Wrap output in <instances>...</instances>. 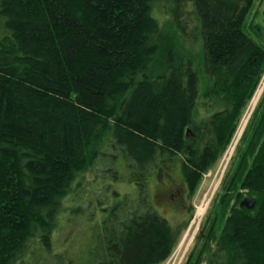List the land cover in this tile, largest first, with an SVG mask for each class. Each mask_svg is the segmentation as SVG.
<instances>
[{
    "label": "trees",
    "instance_id": "1",
    "mask_svg": "<svg viewBox=\"0 0 264 264\" xmlns=\"http://www.w3.org/2000/svg\"><path fill=\"white\" fill-rule=\"evenodd\" d=\"M164 1L0 0V264L27 253L78 264L80 250L52 247L64 200L86 193L77 179L100 162L122 180L121 159L138 198L103 207L100 221L87 214L92 199L71 210L96 238L87 264H163L178 246L181 229L149 201L148 179L179 163L192 193L219 162L264 73V45L243 27L254 0H193L211 96L225 105L196 121L198 68L155 17ZM225 174L222 189L236 203L209 264H264V96ZM238 188L257 199L253 210L240 207ZM215 225L203 228L207 242ZM192 254L188 263L201 264L204 249L194 262Z\"/></svg>",
    "mask_w": 264,
    "mask_h": 264
},
{
    "label": "rangeland",
    "instance_id": "2",
    "mask_svg": "<svg viewBox=\"0 0 264 264\" xmlns=\"http://www.w3.org/2000/svg\"><path fill=\"white\" fill-rule=\"evenodd\" d=\"M154 14L163 30L175 37L176 48L181 53L189 54L198 68L200 98L194 111V120L207 119L217 111L224 110L225 105L211 96L212 82L205 75L203 69L201 24L193 0L164 1L154 7ZM243 27L251 39L264 45V0L253 1ZM263 96L264 73L241 117L230 145L219 162L210 166L203 173L192 193H189V188L180 172L179 163L164 166L149 177V201L162 217L166 218L174 227L181 229L178 246L163 264H189L188 255L193 252L190 259L193 261L202 249H204V256L201 264H209L214 245L226 221L228 210L236 203V199L230 200V196L225 194L222 189L225 173ZM115 165L118 166L117 169L122 180L108 179L109 175L104 173L107 167L100 162L77 179L78 182L82 183L81 185L88 188L87 191L84 190L86 193L83 190L77 191L79 189H75L64 200L65 210L60 214L58 227L52 235V247L54 251L71 257L80 250L79 256L76 258L78 264H87L90 259L89 252L96 245V238H91L92 225L90 220L85 215H73L71 210L76 213L73 210L83 205L88 210L90 205L87 201L92 199L94 206L87 214L100 221L103 217V212H101L103 207L121 201L124 196H127L131 201L138 198L137 177L134 172L124 166L122 159L116 161ZM115 192L119 193L120 196H115ZM234 192L239 194L238 202H241L244 197H252L246 190L240 188ZM101 194L102 197L96 199ZM100 200L106 204L100 205ZM202 206L206 207L205 213L202 217H196L199 208ZM212 221L216 223V238L212 242H207V233L204 232L203 228H205V224L208 225ZM44 254L27 253L24 261L19 264H43L46 255Z\"/></svg>",
    "mask_w": 264,
    "mask_h": 264
},
{
    "label": "water",
    "instance_id": "3",
    "mask_svg": "<svg viewBox=\"0 0 264 264\" xmlns=\"http://www.w3.org/2000/svg\"><path fill=\"white\" fill-rule=\"evenodd\" d=\"M257 205V199L255 197H244L240 202L241 208L253 210Z\"/></svg>",
    "mask_w": 264,
    "mask_h": 264
},
{
    "label": "bare ground",
    "instance_id": "4",
    "mask_svg": "<svg viewBox=\"0 0 264 264\" xmlns=\"http://www.w3.org/2000/svg\"><path fill=\"white\" fill-rule=\"evenodd\" d=\"M205 210H206L205 206L200 207L196 217H202V215L205 213Z\"/></svg>",
    "mask_w": 264,
    "mask_h": 264
}]
</instances>
